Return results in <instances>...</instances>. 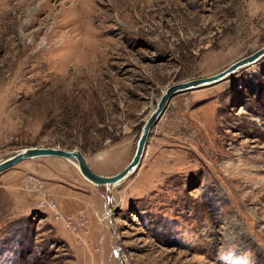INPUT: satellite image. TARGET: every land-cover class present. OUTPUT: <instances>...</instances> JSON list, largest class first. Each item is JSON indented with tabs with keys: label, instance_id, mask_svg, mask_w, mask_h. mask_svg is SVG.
<instances>
[{
	"label": "rangeland",
	"instance_id": "374dc122",
	"mask_svg": "<svg viewBox=\"0 0 264 264\" xmlns=\"http://www.w3.org/2000/svg\"><path fill=\"white\" fill-rule=\"evenodd\" d=\"M264 46V0H0V161L132 160L172 84ZM74 160L0 172V264H264V57L175 95L112 188Z\"/></svg>",
	"mask_w": 264,
	"mask_h": 264
},
{
	"label": "water",
	"instance_id": "95a60500",
	"mask_svg": "<svg viewBox=\"0 0 264 264\" xmlns=\"http://www.w3.org/2000/svg\"><path fill=\"white\" fill-rule=\"evenodd\" d=\"M264 57V46L252 54L245 56L222 71L207 77L195 78L187 81H182L170 85L162 94L157 107L152 111L146 120L142 133L140 135L138 146L135 154L130 163L120 172L113 175H102L96 173L89 165L86 156L79 149L67 150L55 147H27L15 152L9 157L0 161V172L29 158L40 156H54L65 159H73L78 163V167L82 175L89 181L96 185H105L112 187L114 184H119L127 177H129L139 167L145 153L147 140L151 129L160 119L164 113L170 100L178 93L196 89L199 87L209 86L227 78L229 75L234 74L239 68L253 64Z\"/></svg>",
	"mask_w": 264,
	"mask_h": 264
},
{
	"label": "bare ground",
	"instance_id": "6f19581e",
	"mask_svg": "<svg viewBox=\"0 0 264 264\" xmlns=\"http://www.w3.org/2000/svg\"><path fill=\"white\" fill-rule=\"evenodd\" d=\"M239 69H240V68H239ZM70 160H73V159H70ZM74 161H75V160H74ZM74 164L78 167V163H77L76 161L74 162ZM78 168H79V167H78ZM115 185H118V184H114L113 186H115ZM113 186H112V187H113ZM112 187H110V188H112Z\"/></svg>",
	"mask_w": 264,
	"mask_h": 264
}]
</instances>
